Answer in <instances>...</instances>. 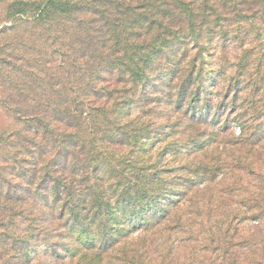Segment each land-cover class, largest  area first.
<instances>
[{
    "label": "trees",
    "instance_id": "trees-1",
    "mask_svg": "<svg viewBox=\"0 0 264 264\" xmlns=\"http://www.w3.org/2000/svg\"><path fill=\"white\" fill-rule=\"evenodd\" d=\"M0 264H264V0H0Z\"/></svg>",
    "mask_w": 264,
    "mask_h": 264
},
{
    "label": "rangeland",
    "instance_id": "rangeland-1",
    "mask_svg": "<svg viewBox=\"0 0 264 264\" xmlns=\"http://www.w3.org/2000/svg\"><path fill=\"white\" fill-rule=\"evenodd\" d=\"M237 129V127H235Z\"/></svg>",
    "mask_w": 264,
    "mask_h": 264
}]
</instances>
